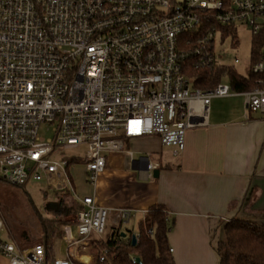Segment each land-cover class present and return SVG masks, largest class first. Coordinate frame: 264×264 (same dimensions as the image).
<instances>
[{
  "label": "built area",
  "instance_id": "2783aa9c",
  "mask_svg": "<svg viewBox=\"0 0 264 264\" xmlns=\"http://www.w3.org/2000/svg\"><path fill=\"white\" fill-rule=\"evenodd\" d=\"M237 26L261 39V60L250 66L257 87L195 88L187 59L196 69L226 66L217 36ZM263 51L264 0H0V179L66 190L68 168L79 160L65 153L81 147L92 185L112 153L125 152L152 174L160 165L149 156L136 161L126 140L158 136L178 157L187 133L208 125L214 99L243 95L246 119L264 113ZM44 125L53 132L47 141L39 137ZM75 196L81 210L77 237L65 239L67 258L49 261L43 245L5 240L0 213V264H85L79 256L94 237L106 238L111 212L93 196ZM135 217L121 209L116 226Z\"/></svg>",
  "mask_w": 264,
  "mask_h": 264
},
{
  "label": "crops",
  "instance_id": "0c3cea01",
  "mask_svg": "<svg viewBox=\"0 0 264 264\" xmlns=\"http://www.w3.org/2000/svg\"><path fill=\"white\" fill-rule=\"evenodd\" d=\"M246 114L243 95L214 99L208 125L187 133L185 150L178 157L162 146L158 136L126 140L125 151L132 152V147L145 141L158 142L159 149L148 155L135 158L133 153L136 161L149 156L159 164V177L125 152L112 153L89 194L77 196H93L99 206L110 210L107 236L119 228V210H135L138 218L161 206L174 220L169 245L176 264H219L216 248L224 239L225 223L240 218L264 225V113H253L248 119ZM165 148L171 153L164 159ZM74 228L76 222L68 221L57 229L56 240L65 242V258L69 256L65 239L73 237ZM79 257L85 264L96 263L91 244ZM53 258H57L54 248Z\"/></svg>",
  "mask_w": 264,
  "mask_h": 264
},
{
  "label": "trees",
  "instance_id": "16d2710c",
  "mask_svg": "<svg viewBox=\"0 0 264 264\" xmlns=\"http://www.w3.org/2000/svg\"><path fill=\"white\" fill-rule=\"evenodd\" d=\"M261 47V39H254L252 65L261 60ZM185 73L198 89H213L225 79L229 80L235 93L253 91L257 87V77L252 73L242 76L235 69L226 66L196 69L192 58H188L185 63ZM18 189L24 188L10 185L0 179V212L6 226L20 247L43 245L48 260L52 261L53 248L58 237L57 229L62 222L55 218H44L34 208L22 215L16 204ZM48 210L49 214L53 213L54 216H67L71 212L77 214L81 206L75 203L68 208L60 202L57 208L50 206ZM140 226L135 247L132 245V236L135 233L131 231L123 237L120 227L114 228L104 240L90 242L96 251L95 264L109 263L101 261L102 256H106L111 264H176L169 245L174 220L168 216L165 209L161 206L152 207L146 213L145 220L140 221ZM150 230L152 234L149 233ZM223 231L224 239L216 248L219 264H264V225L235 218L225 223Z\"/></svg>",
  "mask_w": 264,
  "mask_h": 264
},
{
  "label": "rangeland",
  "instance_id": "374dc122",
  "mask_svg": "<svg viewBox=\"0 0 264 264\" xmlns=\"http://www.w3.org/2000/svg\"><path fill=\"white\" fill-rule=\"evenodd\" d=\"M253 48L254 36L252 35L251 31L244 26H237L236 30L232 29L230 34H218L215 44L216 55L223 58L222 62L224 65L231 69H235V71L242 76H248L250 74V66L252 63L251 60L253 59ZM235 58L239 59L240 64L234 65ZM223 83L229 84L230 82L228 79H225ZM48 129L49 127L46 125L41 127L39 132V137L41 140L47 141L53 137V132L49 131ZM159 147L160 146L158 142L145 141L137 146L132 147L131 149L135 153V158H138L140 154L148 155L150 154V151H157ZM85 152L86 148L81 147L79 150L68 151L65 153L67 158L74 157L79 160V163L77 165L71 166L67 172L68 176L70 177L71 184L68 185L66 190L53 188L47 183V181H30L23 190L18 189L17 193L19 194V197H17L16 204L18 205L17 207L21 209L22 215L29 213L31 208H34L38 211L39 215L44 218H55L60 220L62 223H67L68 221L76 222L75 213L71 212L67 214V216H54L52 215L53 213L49 214L48 207L52 206L53 208H57V204L62 202L63 205L71 208L73 204L66 200L67 198L76 199L75 195H87L89 194L90 189L94 187V185H92L89 181L86 182L85 180V164L83 163L85 159ZM170 153V149H163L164 159L170 157ZM155 157L157 158L158 156H154V158ZM13 211L15 213V210L12 209V212ZM140 217L142 221L145 220V216L140 215ZM140 217H135L129 224L120 227L121 232L129 233L132 231L137 234L141 229ZM111 220L112 218L110 217L108 220L109 224L111 223ZM62 223H60L59 226L62 225ZM73 237H77L76 229L73 232ZM3 238L8 241H13L8 227L6 232L3 234ZM55 243L54 251L56 253V257L59 259H65V242L56 240Z\"/></svg>",
  "mask_w": 264,
  "mask_h": 264
},
{
  "label": "water",
  "instance_id": "95a60500",
  "mask_svg": "<svg viewBox=\"0 0 264 264\" xmlns=\"http://www.w3.org/2000/svg\"><path fill=\"white\" fill-rule=\"evenodd\" d=\"M159 170H156V171H154L153 172V176H154V178H158L159 177ZM122 236L123 237H126L127 236V234L126 233H122ZM137 236H136V234H134L133 236H132V245L135 247L136 246V244H137Z\"/></svg>",
  "mask_w": 264,
  "mask_h": 264
}]
</instances>
